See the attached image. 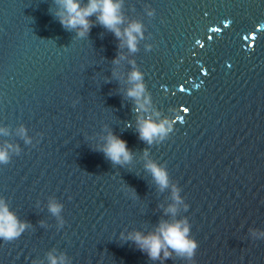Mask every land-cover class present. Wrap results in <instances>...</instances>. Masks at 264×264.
I'll return each mask as SVG.
<instances>
[{
  "label": "water",
  "instance_id": "95a60500",
  "mask_svg": "<svg viewBox=\"0 0 264 264\" xmlns=\"http://www.w3.org/2000/svg\"><path fill=\"white\" fill-rule=\"evenodd\" d=\"M57 8L0 0V149L19 146L0 164V200L30 225L0 239V264H48L49 252L67 264H160L121 234L184 217L196 264H264V240L249 235L264 230V0H123L122 28L143 25L135 53L99 24L76 37ZM118 52L125 58L113 65ZM133 68L151 101L142 115L173 125L159 143L138 138L126 95ZM107 130L127 142L129 164L96 150ZM149 161L167 171L169 187L161 190ZM173 185L189 205L176 217L165 214Z\"/></svg>",
  "mask_w": 264,
  "mask_h": 264
},
{
  "label": "clouds",
  "instance_id": "9594fccd",
  "mask_svg": "<svg viewBox=\"0 0 264 264\" xmlns=\"http://www.w3.org/2000/svg\"><path fill=\"white\" fill-rule=\"evenodd\" d=\"M54 2L58 6L55 16L59 23L66 31H74L76 37L87 38L92 27L99 24L114 34L119 41L118 49L126 47L132 53L138 51V37L143 38V25L139 22H131L127 27L122 28L124 24L121 11L123 0H87V3H82V0H54ZM147 14L154 15V10H149ZM93 16H95V21L90 19ZM148 50H150V46ZM124 58L118 52L117 58L112 61V64L118 65ZM131 63L134 64V62ZM116 76L117 73L113 71L112 77ZM143 81V74L133 68L128 74V83L131 87L127 90L126 95L134 101L138 138L146 144L152 145L154 142L159 143L166 140L169 133L172 132L173 125L167 118L153 120L151 116L142 115L148 113L151 103L150 98L145 95L146 89ZM156 116L159 117V114L156 113ZM128 126L131 127V125ZM0 133L7 135L4 129H0ZM19 135L22 138L26 137V129L23 126L19 129ZM102 139L104 143L96 150L102 152L113 165L123 167L132 161L133 153L125 140L110 130H107V135ZM30 142L25 139V143ZM10 151L18 155L19 146L6 144L3 149H0V164L7 165L10 162ZM144 155H148L147 150L144 151ZM145 168L151 173L161 190L169 187L168 173L164 168L151 161L145 165ZM180 191V188L172 186L173 203L165 210L166 215L170 214L172 217H176L180 205H183L185 212L188 211L189 205L184 203ZM131 195L135 196L134 190H131ZM62 207L61 204L52 202L49 204V211L54 216H59ZM61 225H63V221H61ZM29 226V223L21 222L13 212L9 211L7 204L0 200V239L11 242L19 238ZM190 230L191 225L187 217H184L173 219L171 222L161 221L156 230L147 235L137 231L130 233L127 237L121 234V239L132 241L151 261H160V264H165V261L175 256L186 261V264H196L195 256L198 243L194 238H191ZM249 235L253 240H264V230L249 229ZM47 261L48 264H67V257L65 254L56 256L49 252ZM32 264H36L35 260Z\"/></svg>",
  "mask_w": 264,
  "mask_h": 264
},
{
  "label": "snow or ice",
  "instance_id": "6c2138e0",
  "mask_svg": "<svg viewBox=\"0 0 264 264\" xmlns=\"http://www.w3.org/2000/svg\"><path fill=\"white\" fill-rule=\"evenodd\" d=\"M213 31H216L215 29H213Z\"/></svg>",
  "mask_w": 264,
  "mask_h": 264
}]
</instances>
